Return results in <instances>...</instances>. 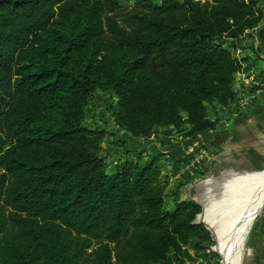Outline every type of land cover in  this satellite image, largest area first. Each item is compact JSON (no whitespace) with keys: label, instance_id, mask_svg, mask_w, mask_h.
Instances as JSON below:
<instances>
[{"label":"trees","instance_id":"trees-1","mask_svg":"<svg viewBox=\"0 0 264 264\" xmlns=\"http://www.w3.org/2000/svg\"><path fill=\"white\" fill-rule=\"evenodd\" d=\"M261 1L0 0V264L206 256L202 205L167 193L159 156L107 172L88 108L114 97V127L136 140L213 131L207 108L237 100L230 48L263 21Z\"/></svg>","mask_w":264,"mask_h":264},{"label":"rangeland","instance_id":"rangeland-1","mask_svg":"<svg viewBox=\"0 0 264 264\" xmlns=\"http://www.w3.org/2000/svg\"><path fill=\"white\" fill-rule=\"evenodd\" d=\"M134 1L121 0V4L129 7ZM260 6L264 9V0ZM249 33L235 49L230 48L242 63V71L234 78L237 100L225 109L214 105L207 108L209 118L216 122L215 129L210 132V142H204L201 136L182 140L173 132L160 130L145 141L147 143L132 141L128 145V140L122 137L123 132H117L110 117L115 99L106 94H95L88 108L87 122L90 128L102 127L106 131L100 157L106 163L107 172H112L115 165L126 158H139L140 163L145 164L159 156L162 174L169 177L167 193L177 192L181 198L201 204L204 214L200 219L208 227L216 219L225 192L261 182L264 179V54L260 58L256 48L264 45V19ZM221 43L226 48L230 45L228 40ZM255 83H261L260 87L253 88ZM174 160L179 162L176 170ZM169 198L167 205L172 210L173 202ZM263 216L264 205L247 233L240 264H257L252 241ZM213 248L214 244L206 256L194 257L184 264H222V258L213 252Z\"/></svg>","mask_w":264,"mask_h":264},{"label":"bare ground","instance_id":"bare-ground-1","mask_svg":"<svg viewBox=\"0 0 264 264\" xmlns=\"http://www.w3.org/2000/svg\"><path fill=\"white\" fill-rule=\"evenodd\" d=\"M221 201L215 221L207 226L216 241L214 251L222 264H240L247 233L264 203V179L225 192Z\"/></svg>","mask_w":264,"mask_h":264},{"label":"crops","instance_id":"crops-1","mask_svg":"<svg viewBox=\"0 0 264 264\" xmlns=\"http://www.w3.org/2000/svg\"><path fill=\"white\" fill-rule=\"evenodd\" d=\"M256 53L260 56V58H262L261 55L264 54V45L260 46L259 49L256 48ZM125 135L126 134L122 135V137H124L123 139H125V141L128 140V141H126L128 145L130 143H132V141L137 142V143L140 142V141H142V143H147L145 141L143 142V140H136V139L131 138L129 135H126V136ZM201 137H202L204 142H207V141L210 140L211 134H210V132H208L204 136H201ZM126 138H128V139H126ZM255 232H256L255 233L256 236L254 237V239L252 241V243L254 245L253 248H254V251H255L254 260H255V263H257V264L258 263L264 264V216H263L262 221H260L258 223Z\"/></svg>","mask_w":264,"mask_h":264},{"label":"water","instance_id":"water-1","mask_svg":"<svg viewBox=\"0 0 264 264\" xmlns=\"http://www.w3.org/2000/svg\"><path fill=\"white\" fill-rule=\"evenodd\" d=\"M197 204H199V203H197ZM199 205H201V204H199ZM263 205H264V203H263ZM202 207V206H201ZM263 207V206H262ZM262 207H261V209H262ZM261 209L259 210V213L261 212ZM203 214H204V209H203V207H202V212L196 217V219H195V223H197V224H202L203 226H204V228L206 229V231H208L209 232V234H210V237H211V240H212V242H213V244H214V247H216V241H215V239H214V236H213V234H212V232L209 230V228L207 227V225L200 219V217H202L203 216ZM259 215V214H258ZM254 222V221H253ZM253 224V223H252ZM252 226V225H251ZM251 228V227H250ZM213 252H215L214 251V248H213ZM216 254H217V252H215ZM218 255V254H217Z\"/></svg>","mask_w":264,"mask_h":264},{"label":"built area","instance_id":"built-area-1","mask_svg":"<svg viewBox=\"0 0 264 264\" xmlns=\"http://www.w3.org/2000/svg\"><path fill=\"white\" fill-rule=\"evenodd\" d=\"M124 1H127V0H123V2H124ZM198 1H200V0H198ZM260 84H261V83H255V84H252V85H253V88H254V87H260ZM252 85H250V86H252ZM113 98H114V97H113ZM114 99H115V98H114ZM115 103H116V99H115ZM115 103H114V105H115ZM114 105H113V106H114ZM116 129H117V128H116ZM117 132H118V129H117ZM120 133H121V132H120ZM121 134H122V133H121ZM115 166H116V165H115Z\"/></svg>","mask_w":264,"mask_h":264}]
</instances>
